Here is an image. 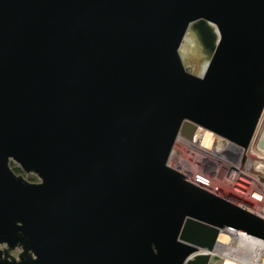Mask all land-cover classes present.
Instances as JSON below:
<instances>
[{
    "label": "water",
    "instance_id": "95a60500",
    "mask_svg": "<svg viewBox=\"0 0 264 264\" xmlns=\"http://www.w3.org/2000/svg\"><path fill=\"white\" fill-rule=\"evenodd\" d=\"M263 107L264 0H0V264H217L222 227L264 239L167 162L196 127L245 148Z\"/></svg>",
    "mask_w": 264,
    "mask_h": 264
},
{
    "label": "built area",
    "instance_id": "2783aa9c",
    "mask_svg": "<svg viewBox=\"0 0 264 264\" xmlns=\"http://www.w3.org/2000/svg\"><path fill=\"white\" fill-rule=\"evenodd\" d=\"M255 126L245 148L214 133L213 139L208 138L204 142L205 130L196 127L190 138L175 137L168 160L181 152L175 146L177 141H181L190 147L192 153L185 171L191 172L192 168L198 179L204 176L219 192L235 197V204L264 219V147L259 146L264 136V107ZM213 245L211 251L202 249L201 253L217 256V264H264V239L256 235L237 228L232 232L222 227Z\"/></svg>",
    "mask_w": 264,
    "mask_h": 264
},
{
    "label": "rangeland",
    "instance_id": "374dc122",
    "mask_svg": "<svg viewBox=\"0 0 264 264\" xmlns=\"http://www.w3.org/2000/svg\"><path fill=\"white\" fill-rule=\"evenodd\" d=\"M209 133H205V136H203V139L204 140L207 141L208 138L210 140H211V138L213 139L212 134L210 135ZM175 146H177L178 148H180V151L181 152L179 154H177L175 157L173 156L172 158H170L168 160V163L173 168L178 169V170L180 169L182 171V173L187 178L189 177L191 179V181L196 182V184H198V185L200 184L202 187H204L208 191H211V192H214V193L220 195V197L226 199L229 202H235V201L237 202V200L235 199V197H233V196L230 197V196H227V195L223 194L222 192H219V190L217 189V187L215 185L211 184L210 182L206 181V178L204 176H203V178H199L198 179V175H196V173L194 172V170L192 168H191V170H192L191 172L185 171L184 168L187 167L190 164L187 160L189 159V157L191 158V156H190V154H192L191 151H190L191 149L187 145L183 144L181 141H177ZM10 166H16V164L14 162H10ZM20 173H23V172L20 171ZM28 175H30V173H28L27 175H24V176H28ZM35 179H36V177H35ZM37 181H38V179H37ZM15 252L16 251H12L13 254H15Z\"/></svg>",
    "mask_w": 264,
    "mask_h": 264
},
{
    "label": "flooded vegetation",
    "instance_id": "af4514ba",
    "mask_svg": "<svg viewBox=\"0 0 264 264\" xmlns=\"http://www.w3.org/2000/svg\"><path fill=\"white\" fill-rule=\"evenodd\" d=\"M13 167L14 166H11V168L13 169ZM14 170V169H13ZM15 173H20V172H15ZM24 178L25 179H27V180H29V181H32V182H34V181H37V179H35V177H33V176H30V175H28V176H24Z\"/></svg>",
    "mask_w": 264,
    "mask_h": 264
},
{
    "label": "trees",
    "instance_id": "16d2710c",
    "mask_svg": "<svg viewBox=\"0 0 264 264\" xmlns=\"http://www.w3.org/2000/svg\"><path fill=\"white\" fill-rule=\"evenodd\" d=\"M13 169H14L15 172H17V171L20 172V171H21V170L18 168V166H14ZM30 176H33V175L30 174ZM33 177H34V176H33Z\"/></svg>",
    "mask_w": 264,
    "mask_h": 264
},
{
    "label": "bare ground",
    "instance_id": "6f19581e",
    "mask_svg": "<svg viewBox=\"0 0 264 264\" xmlns=\"http://www.w3.org/2000/svg\"><path fill=\"white\" fill-rule=\"evenodd\" d=\"M180 57H181V56H180ZM181 60H182V59H181ZM204 68H205V67H204ZM204 130H205L204 133H209V132H210L209 134H212V135H213V132H211L210 130H208V129H207V130L204 129ZM208 131H209V132H208ZM204 142H206V140H204Z\"/></svg>",
    "mask_w": 264,
    "mask_h": 264
}]
</instances>
